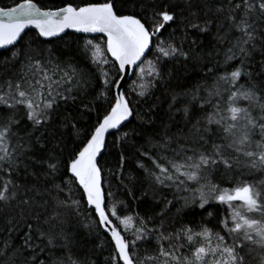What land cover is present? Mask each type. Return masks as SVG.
Returning a JSON list of instances; mask_svg holds the SVG:
<instances>
[{
    "label": "snow or ice",
    "instance_id": "snow-or-ice-1",
    "mask_svg": "<svg viewBox=\"0 0 264 264\" xmlns=\"http://www.w3.org/2000/svg\"><path fill=\"white\" fill-rule=\"evenodd\" d=\"M184 9L193 18L186 26L205 33L214 18L223 15L228 33L236 35L217 36L229 45L224 53L225 71L215 77L205 96L199 95L201 86L172 95L169 111L175 108L181 114L187 131L169 134L165 125L164 134L152 143L157 151L141 152L151 166L138 163V167L147 173L153 194L158 187L191 192L190 197H181L182 208L195 214V208L206 210L216 203L226 206L227 215L219 222V232L201 224L199 230L186 225L166 233L163 221L175 205L164 198L159 208L149 205L147 219L136 217L140 227L132 229L129 239L124 233L133 218H121L115 202L110 208L106 204V197L114 194L102 187L98 157L106 149L110 130H119L134 115L121 90L130 69L139 68L138 78L144 81L143 65H148L151 79L138 85L143 98L158 81H164L161 65L165 60L197 59L184 50L183 41L179 46L173 41V33L162 38L166 29L178 24ZM201 16L202 24L196 22ZM30 27L46 40L68 29L103 34V44L92 39L85 42L83 55L100 72L104 88L100 98L106 99L115 90V102L91 130H83L80 118L84 111L93 110L86 91L87 73L50 47L20 48L4 60L6 72L9 66L12 70L0 76V173L8 177L0 182V208L15 211L8 220L9 235L23 223L25 236L19 247L4 242L0 262L43 264L37 253L47 248L63 252L53 264H89L77 252L80 241L65 227L70 214H82L81 201L71 194L76 184L98 215V226L111 234L112 264H264V179L246 178L255 173L264 176V71L250 70L254 55L264 56V0H103L83 6L69 3L54 11L42 10L35 0H23L13 7H0V49L17 46ZM191 44L196 45V40ZM153 49L154 59L148 60ZM106 54L116 69L114 75L102 67L110 63ZM260 68L264 70V61ZM182 96L191 99L177 106ZM128 135L124 132L120 139ZM62 167L68 180L57 183L58 178L63 180ZM22 170L33 181L31 185L12 178ZM216 174L230 175L233 186L221 187L212 179ZM37 196L47 198L41 203ZM49 206L47 216L37 211L47 212ZM41 220L34 228L33 222ZM153 239L157 241L155 255L141 258L137 245L143 248ZM186 245L193 249L188 255L181 251Z\"/></svg>",
    "mask_w": 264,
    "mask_h": 264
},
{
    "label": "trees",
    "instance_id": "trees-1",
    "mask_svg": "<svg viewBox=\"0 0 264 264\" xmlns=\"http://www.w3.org/2000/svg\"><path fill=\"white\" fill-rule=\"evenodd\" d=\"M20 1L22 0H0V6L11 7ZM35 2L42 8L54 9L69 3L75 6H81L90 2H103V0H35ZM192 19L188 14V10L184 9L183 16L178 21V24L174 25L173 28L166 29L162 33V38L167 39L168 34L173 33V41L178 46L183 41L184 50L191 51L197 59L193 61H184L183 59L165 60L161 65L164 81H158L156 87L151 89V94L143 98L138 95L140 91L138 85L150 80L151 77L147 75L148 65L146 63L143 65L146 69L144 81L138 78L140 76L139 68L136 69L133 77L124 88L125 96L130 101L134 115L127 124L119 130L110 133L107 139L106 149L99 158L103 175V188L106 193L111 192L114 194L113 197H106V204L110 208L111 204L115 202L120 206L118 215L121 218L125 216L133 218L129 224V230L124 233L129 239L132 238V229L140 227V223L136 217L139 216L147 219L146 213L148 212L149 205L156 204L157 208H159L161 206L159 202L164 198L172 200L175 205V207L170 209L163 221L166 233L174 230L179 231L186 225H190L194 230H199V225L201 224L213 229L214 232H219L221 230L218 227L219 222L227 215L226 206L216 203H213L211 206H206V210L195 208V214H192L188 208H182L184 201L181 197H190L192 195L191 192H177L171 187H158L155 189V194H153V189L150 188L151 181L147 173L138 167V163H145L151 166L147 158L141 156V152L151 151L155 153L157 151V149L152 148V143L164 134L165 125H169V134L176 133L179 129H183L185 132L187 131L181 114L175 112V108L171 112L169 111L172 95L188 93L195 90L197 86H201L199 95L203 97L206 95L207 88L212 86L215 77L225 71L224 53L229 45L227 41H218L217 36H225L228 34L229 38H231L236 33H228V22L223 15L215 17L214 23L209 26V31L205 33H200L186 26L187 21H191ZM196 22L202 24L203 16ZM89 39L103 44L105 37L102 35L91 36L67 31L61 37L46 40L39 37L36 30L29 29L26 31L23 41L18 42L17 46L0 51V76L10 74L12 70L11 66H9L8 72H6L3 62L5 59H10L13 51H17L20 48L27 50L28 48L50 47L54 49L57 55H60L63 60L74 62L81 71L88 74L86 79L89 81V85L86 91L88 101H91L89 107L93 110L83 112L79 126L83 130H91L115 102V90L109 91L106 99L100 98V93L104 90L100 72L83 55L84 44ZM192 40H196V45L191 44ZM152 53V55L147 56L148 60L154 59L155 49L152 50ZM106 55L110 63L102 67L110 75H114L116 69L111 63L110 55ZM262 61H264V56H261L257 52L251 61L250 70L254 73L264 71L260 68ZM233 63H238V61ZM257 79L262 78L257 76ZM133 87H136L135 92L132 91ZM190 99V96H182L177 102V106H180L184 100ZM193 103L195 104L196 102L193 101ZM196 111L197 114H201L199 113L198 106ZM170 116L173 119L170 120ZM147 121H151V123H147ZM124 132L129 134L128 138L121 140L120 137ZM20 135L24 136L25 134L21 132ZM122 156L124 158L123 161L121 160ZM121 162L123 163L122 168L120 167ZM31 171L32 169H28V172ZM63 174L64 169L62 167L60 175ZM7 178L3 173H0V182ZM12 178L17 183L27 182L31 185L33 182L23 170L19 174H14ZM246 178L258 181L264 179V176L260 173H255L253 176ZM212 179L214 182L220 184L221 187L228 188L233 186L230 183L232 179L230 175L216 174ZM67 180L68 175H63V180L58 178L57 183H65ZM67 192L68 189L65 188V193ZM145 192L148 193L147 196H144ZM53 194L55 195V193ZM71 194L73 198L81 201L82 214L78 216L70 214L65 227L80 241V247L77 248V252L82 258L87 259L89 264H112L111 257L115 255V252L114 242L111 236L104 231L103 227L98 226V215L91 206L87 205L86 197H84L82 189L78 185L73 184ZM29 195L33 194L30 193ZM46 198V196L36 197L41 203ZM145 200L148 202L147 204L144 202ZM176 209H182V211L178 213ZM37 211L43 216H47L51 211V207L49 206L47 212L40 208H37ZM208 213L212 215L209 216ZM14 215L15 211L12 208H0V248H2L5 241L16 247H19L23 242L25 236L23 223H20L16 231L9 235L8 220ZM111 219L118 228L123 229L124 226L118 220L112 217ZM42 223V220L33 222V226L35 228L38 224ZM152 226L151 224L149 225V227ZM35 242L40 244L39 239ZM41 247L43 248V245ZM165 247H168L167 243H165ZM156 250L157 241L155 239L149 244H145L143 248L139 244L137 245V252L141 258L145 255H155ZM192 250L187 245L184 249H181L185 255H188ZM61 256H63V252L58 249L49 251L47 248H43L42 251L37 253L38 259L43 261V264H53Z\"/></svg>",
    "mask_w": 264,
    "mask_h": 264
},
{
    "label": "water",
    "instance_id": "water-1",
    "mask_svg": "<svg viewBox=\"0 0 264 264\" xmlns=\"http://www.w3.org/2000/svg\"><path fill=\"white\" fill-rule=\"evenodd\" d=\"M20 2H23V0L22 1H20ZM19 2V3H20ZM38 4V3H37ZM39 5V4H38ZM15 6V5H14ZM66 6V5H65ZM73 6H75V5H73ZM81 6H83V5H81ZM0 7H2V6H0ZM11 7H13V6H11ZM62 7H64V6H62ZM60 8V7H59ZM41 9L42 10H56L57 8H42L41 7ZM29 29H34V30H36L35 28H29ZM29 29H27V30H29ZM26 30V31H27ZM37 32H38V30H36ZM67 31H73V32H76L75 30H73V29H68V30H66L65 31V33L67 32ZM76 33H80V32H76ZM64 33H62L61 34V36L63 35ZM82 34H86V35H91V36H97V35H102L103 36V34H100V33H82ZM60 36V37H61ZM43 38V37H42ZM54 38H58V37H54ZM43 39H45V38H43ZM51 39H53V38H51ZM10 47H12V46H9L8 48H10ZM8 48H5V49H8ZM5 49H0V51H2V50H5ZM110 55V54H109ZM136 69L137 68H134V69H130L128 72H127V74L125 75V82L122 84V88H121V90L124 92V88H125V85L128 83V81L133 77V75H134V73H135V71H136ZM125 94V93H124ZM132 118V117H131ZM131 118L129 119V121L131 120ZM129 121H126L125 123H124V125L125 124H127ZM124 125H122L121 127H123ZM114 131H116V130H110V132L107 134V136H106V143H107V139H108V136L110 135V133H112V132H114ZM104 152V151H103ZM103 152L101 153V155L103 154ZM99 158L100 157H98V160H99ZM102 187H103V175H102ZM111 218V217H110ZM113 224L116 226V224L114 223V221H113ZM117 227V226H116ZM118 228V227H117ZM104 229V228H103ZM104 231H105V229H104ZM106 233H108L110 236H111V234H110V232H107V231H105Z\"/></svg>",
    "mask_w": 264,
    "mask_h": 264
},
{
    "label": "rangeland",
    "instance_id": "rangeland-1",
    "mask_svg": "<svg viewBox=\"0 0 264 264\" xmlns=\"http://www.w3.org/2000/svg\"><path fill=\"white\" fill-rule=\"evenodd\" d=\"M95 43H100V42H96V41H94Z\"/></svg>",
    "mask_w": 264,
    "mask_h": 264
}]
</instances>
